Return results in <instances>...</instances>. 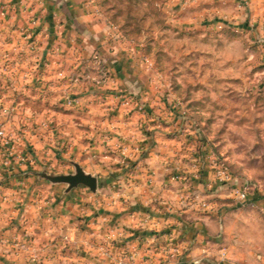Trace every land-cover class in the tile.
I'll list each match as a JSON object with an SVG mask.
<instances>
[{"label":"crops","instance_id":"0c3cea01","mask_svg":"<svg viewBox=\"0 0 264 264\" xmlns=\"http://www.w3.org/2000/svg\"><path fill=\"white\" fill-rule=\"evenodd\" d=\"M185 12L198 27L232 26L247 13L264 27V0H189ZM28 17L35 41L20 29ZM108 21L92 0H0V101L13 105L0 123L14 155L7 170L0 139V264H264L260 219L234 211L264 209L263 184L246 204L227 205L212 155L136 69L142 43L106 41ZM67 96L79 103L65 104ZM62 158L95 174L96 191L36 176ZM190 194L219 201L202 208Z\"/></svg>","mask_w":264,"mask_h":264},{"label":"rangeland","instance_id":"374dc122","mask_svg":"<svg viewBox=\"0 0 264 264\" xmlns=\"http://www.w3.org/2000/svg\"><path fill=\"white\" fill-rule=\"evenodd\" d=\"M92 1L108 23L113 21L124 36L142 43L141 51L152 59L153 68L146 70L140 64L136 69L148 72L147 79L156 80L154 84L163 89L171 117L183 120V132L196 135L192 143L212 155L207 156L211 163L230 166L253 190L264 186V27L250 22L249 13L240 24L215 19L214 26L198 27L185 16L189 0H181L178 6L167 0ZM138 103L142 107L137 109L145 111L144 101ZM38 111L46 114L42 107ZM53 111L58 116L68 110ZM40 123V129L51 128L50 123ZM62 159L57 168L46 163L36 171L72 172L74 160L69 164ZM221 191L228 193L225 187ZM223 199L238 207L230 195ZM205 200L211 202L210 209L219 197L210 195ZM248 205L235 208V214L259 218L255 229L264 235V209Z\"/></svg>","mask_w":264,"mask_h":264},{"label":"built area","instance_id":"2783aa9c","mask_svg":"<svg viewBox=\"0 0 264 264\" xmlns=\"http://www.w3.org/2000/svg\"><path fill=\"white\" fill-rule=\"evenodd\" d=\"M19 2L23 0H18ZM5 7H2L1 13H3ZM35 23V18L28 17L27 19V24L21 26V31H23V34L26 37L32 38V41H35L36 36L35 34L32 33V31L29 29L30 24ZM219 26L221 24L219 23ZM125 38V36L120 32L118 29L117 25L113 22H109L108 26L105 31V40L111 43H116L120 42ZM141 46V44H138ZM138 62L143 65V67L146 70H151L153 68V61L147 56L146 53H143L142 51L138 55ZM92 61L95 65H100L101 63V57L99 55H95L92 57ZM79 103V100L75 97H70L67 96L65 98V104L68 105H73L74 103ZM142 105L141 103L139 104V108H141ZM13 109L12 104H4L2 101H0V110L2 112H8ZM0 139L3 141L5 144V147L2 150V158H1V164L7 169L10 170L13 166V152L11 148L9 147L10 145V137L7 135L6 130L2 122L0 123ZM21 159H24L23 157ZM213 164V163H212ZM214 171H213V179L219 183L225 184L229 188L230 192V197L233 199V201L237 205H244L246 204L250 199H251V194L253 192V188L251 184L249 183L248 180L245 178H237L231 170L225 165V164H220V165H215L213 164ZM172 178H180L184 177L182 174L179 173H174ZM193 202L197 203L200 207L202 208H208L209 204L211 203L210 201L205 200V198H200L197 194H190L189 195ZM5 196L1 197V200H4ZM172 253L178 251L177 246H172ZM36 253L33 255V259H35ZM124 264H132L130 261L125 262ZM153 264V263H150ZM163 264H169L168 261L164 262Z\"/></svg>","mask_w":264,"mask_h":264},{"label":"water","instance_id":"95a60500","mask_svg":"<svg viewBox=\"0 0 264 264\" xmlns=\"http://www.w3.org/2000/svg\"><path fill=\"white\" fill-rule=\"evenodd\" d=\"M74 170L72 172H50L46 169L35 171L38 178H44L52 183H66L65 190H70L73 187L83 184L91 191H96L97 176L86 171L77 161H73Z\"/></svg>","mask_w":264,"mask_h":264},{"label":"trees","instance_id":"16d2710c","mask_svg":"<svg viewBox=\"0 0 264 264\" xmlns=\"http://www.w3.org/2000/svg\"><path fill=\"white\" fill-rule=\"evenodd\" d=\"M111 21V20H110ZM111 22H113V21H111ZM114 23V22H113ZM116 24V23H115ZM128 37H130V38H132L133 39V37H131V36H128ZM230 170H231V168H230V166H228L227 164H225ZM231 172L233 173V171L231 170ZM234 174V173H233ZM254 197V196H253ZM253 197H251V199L253 198Z\"/></svg>","mask_w":264,"mask_h":264}]
</instances>
